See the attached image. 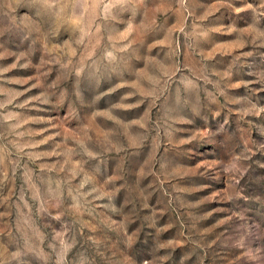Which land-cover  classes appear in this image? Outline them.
I'll return each instance as SVG.
<instances>
[{"label": "rangeland", "instance_id": "374dc122", "mask_svg": "<svg viewBox=\"0 0 264 264\" xmlns=\"http://www.w3.org/2000/svg\"><path fill=\"white\" fill-rule=\"evenodd\" d=\"M66 15L0 0V264H264V0H118L93 60Z\"/></svg>", "mask_w": 264, "mask_h": 264}, {"label": "clouds", "instance_id": "9594fccd", "mask_svg": "<svg viewBox=\"0 0 264 264\" xmlns=\"http://www.w3.org/2000/svg\"><path fill=\"white\" fill-rule=\"evenodd\" d=\"M18 3L19 0H16ZM42 2L48 6L49 9L55 10V14L57 17H61L64 14L66 15L65 22L68 23L73 27L75 31L79 33L76 40L72 41L71 36L67 35L65 38L68 40V44L66 45L71 50L72 45L75 44L79 48H83L84 52H80L79 56H83L87 60H93V57L96 55V49L98 46H100L103 37L100 35L101 33V24L98 23V21L106 19L107 13L109 9L112 7L114 2H118V0H42ZM131 47V43H124V46L119 49V51L124 52L127 51L128 48ZM86 53V55H85ZM103 57L107 61H114L116 59L114 53L112 51L105 50L103 52ZM76 59V58H73ZM72 63V59L68 61V64L64 65L65 68H67ZM135 70L137 72L141 71L144 67L141 63H136L134 65ZM80 71L82 69H77V75L80 74ZM132 82H135V77L129 76L127 77ZM119 85L118 81H113L111 85L109 84H103L100 88V92H107L112 87H117ZM121 88H118V90ZM150 96V95H149ZM124 98L128 101H131L130 103H127L124 105L126 108H137L143 105L145 102H142L140 97L138 95H134L132 93H126L124 94ZM261 111H264V109H261ZM141 113H136L135 115H141ZM139 123V121H137ZM140 128L145 129L146 125L144 123H140ZM115 147V145H113ZM119 150V149H118ZM85 155L89 156L92 159H96L98 157V153H92V152H85ZM77 166L81 164V161L77 160L74 162ZM60 185H57V188L59 189ZM81 187H83V184H81ZM71 190H69V195H71ZM63 195V193H59V199ZM39 199V197H38ZM45 201L40 200V207L38 208V212H45ZM53 207H60V203H57L53 205ZM80 208L79 203L74 202L70 205V210L72 211H78ZM64 215L63 212H57L56 215H52L50 212L48 213V216L50 219L46 220V223H51L54 220H61L62 216ZM68 235V232L65 230L61 233H57L52 237L53 242L49 243L48 247L51 249V253H45L43 251L42 247H39L38 245H33L29 238H25L24 240V246L27 250L31 251L33 249H36L38 251L39 258L44 261V264H49V261L52 257V255H55V261L54 264H65V257L67 255V252L70 250L71 247L75 246V237L73 236L71 238L72 243L69 245L64 237ZM43 236L41 234L39 238V245L43 244ZM21 251L17 250L12 253L13 259H18L21 256Z\"/></svg>", "mask_w": 264, "mask_h": 264}]
</instances>
